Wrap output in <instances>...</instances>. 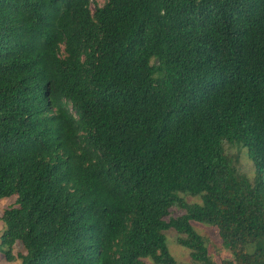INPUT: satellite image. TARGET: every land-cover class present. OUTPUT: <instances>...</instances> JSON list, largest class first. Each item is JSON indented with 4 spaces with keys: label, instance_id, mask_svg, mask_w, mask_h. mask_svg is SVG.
<instances>
[{
    "label": "trees",
    "instance_id": "trees-1",
    "mask_svg": "<svg viewBox=\"0 0 264 264\" xmlns=\"http://www.w3.org/2000/svg\"><path fill=\"white\" fill-rule=\"evenodd\" d=\"M91 5L0 0V200L17 197L0 252L264 264V0ZM195 223L217 230L220 262Z\"/></svg>",
    "mask_w": 264,
    "mask_h": 264
},
{
    "label": "rangeland",
    "instance_id": "rangeland-1",
    "mask_svg": "<svg viewBox=\"0 0 264 264\" xmlns=\"http://www.w3.org/2000/svg\"><path fill=\"white\" fill-rule=\"evenodd\" d=\"M105 2L106 0H92V10L94 11L97 5H103ZM228 150L233 155H235V153H238L236 148L233 146H229ZM238 164L241 172H244L248 176L253 177L255 167L252 160L247 157L246 150H242L240 152ZM16 199V196H12L0 200V237L4 230V222L2 220L4 211L8 207L13 206L16 203ZM189 200L193 201L195 200V198L189 197ZM173 213L174 215H177L179 211L177 209H174ZM195 226L201 233L207 235L210 238V250L213 254L214 259L220 262L221 259L226 255V252L221 248V239L217 230L214 227L203 223H195ZM166 235L168 237L171 252L175 256V258L179 261H190L189 250L177 242L178 232L174 229H170L166 231ZM22 250L23 245L21 243H18L15 247L14 252L15 254H18ZM0 264H18V261L10 263L6 260L4 254L0 252Z\"/></svg>",
    "mask_w": 264,
    "mask_h": 264
}]
</instances>
